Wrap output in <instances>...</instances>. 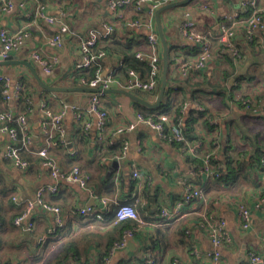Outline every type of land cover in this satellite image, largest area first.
Returning a JSON list of instances; mask_svg holds the SVG:
<instances>
[{
    "label": "crops",
    "instance_id": "1",
    "mask_svg": "<svg viewBox=\"0 0 264 264\" xmlns=\"http://www.w3.org/2000/svg\"><path fill=\"white\" fill-rule=\"evenodd\" d=\"M39 1L45 6L47 15L64 13L72 33L64 35L63 47L48 43L56 31L54 25L43 18L36 21L28 16L29 12L34 11L36 0H13L12 12H0V28L5 27L10 31L25 28L30 32L22 48L12 53V57L31 61L47 84L90 87L82 80L75 82L73 78L77 72L75 66L82 60L81 38L87 37L93 29L103 35L108 23L114 25V30L109 38L100 40L98 48L112 47L114 43L121 42L129 43L131 50L136 53L148 51L147 29L130 25V21L139 16L133 5L115 10L110 7L112 0ZM207 2L213 6V13L203 8ZM258 2L264 5V0ZM240 7L241 0H191L161 14L162 28L174 61L168 71L166 87L171 89L168 96L164 95L161 106L150 108L129 95L117 92L105 93L102 97V105L109 113L110 123L104 144L121 141L124 146L126 143L125 153L120 158L109 156V160H103L106 155L105 146L98 140L99 117L89 111L93 92L42 90L32 71L25 65L0 66V76L7 77L10 91L20 80L35 91L33 111L29 114L35 149L44 145L45 134L40 122L43 101L48 100L53 111H62L65 104H74L82 113V120L78 121L75 111L67 109L64 116L67 144H60L50 150V155L62 168L70 170L79 165L90 177L91 190L81 192V202L97 204L99 196L118 201L131 200L136 185L132 174L134 168L139 169L144 181V199L138 205L144 224L124 248L113 250L114 241L110 244L107 235L113 226L105 227V222L93 217L83 219L74 210L77 205L75 193L80 191V187L69 180L53 179L42 158L36 154L29 153L32 161L30 169H21L11 157L6 156L10 139L0 134V264H149L151 258L154 259L153 264H173L174 261L214 264L210 256L214 244L201 226L203 211L223 218L226 230L231 235V243L221 249V264H240L251 250L264 254V202L261 201L264 194V165L262 159L256 156L258 142L264 136V30L250 42L243 27L238 25L235 41L244 58L238 60L229 52L225 56L216 54L201 70L198 79L182 76L175 66L179 59L192 61L198 56L195 43L184 39L180 33V24L184 19L192 18L200 31L214 35L218 30L220 15L239 10ZM155 23L159 34L157 19ZM217 47L218 42L215 41L213 49L217 51ZM114 48L108 49L102 60L104 73L108 74L124 60L117 45ZM36 50L51 59H57L53 74H47L33 61L31 54ZM126 76L124 70L119 71L120 82H124ZM159 88L152 92H140L149 102L156 103ZM40 90L41 97L38 99L36 94ZM248 95L257 100L256 108L252 110L247 109L242 102ZM38 101L39 110L36 109ZM144 107L154 110L147 111ZM13 108L24 110L19 101L5 102L0 98V109ZM139 112L149 115L168 112L176 115L177 123L183 128L190 126L192 129L197 156L188 159L178 145L161 139L157 131L145 123L137 122ZM132 123L135 126L129 128ZM257 132H262V135L256 139ZM242 137H247V142L243 141L247 143V152L237 158L242 168H237L235 175L230 173L228 179L220 180L215 176L193 175L190 172L197 164L190 159L196 158L198 162L212 151L224 160L226 151L236 154L235 150L243 148L240 147ZM221 163L224 165L223 161ZM183 178L201 186L206 197L185 203L176 217L171 215L163 220L162 208L173 211L175 203L184 197L185 187L180 182ZM54 183L61 185L60 192L47 193L45 199L61 207L65 225L59 234L42 244L38 240L39 236L47 234L53 225L54 215L51 211L41 207L34 209L29 217L35 222L32 230L16 226L14 220L23 211V202L35 198L39 187ZM14 195L19 197V202L13 200ZM242 203L251 212L247 228H244L239 215ZM116 207L115 203L111 211ZM159 221L164 222L158 225ZM187 229H190V234H187ZM26 231H30V235ZM121 232L118 238L122 236Z\"/></svg>",
    "mask_w": 264,
    "mask_h": 264
},
{
    "label": "built area",
    "instance_id": "2",
    "mask_svg": "<svg viewBox=\"0 0 264 264\" xmlns=\"http://www.w3.org/2000/svg\"><path fill=\"white\" fill-rule=\"evenodd\" d=\"M36 6L28 13L29 17L34 19L43 18L48 23L56 27V31L48 40V43L55 47H63L64 35L72 33L71 28L65 21L64 13L59 15H47L45 6L36 0ZM178 0H112L110 7L112 9H119L133 5L135 10L144 16V18H136L130 21L133 27H144L148 31V51L138 52L136 57L147 63L148 73L143 75L135 68H128L126 70L127 76L124 82H120L117 77L119 71L123 66V62L115 68H112L108 74L104 73L102 67V60L107 55V51L98 48L101 39L109 38L114 30V25L106 24V32L101 35L97 30L93 29L88 33L87 37L81 38L80 48L82 51V60L75 66L76 71L83 69L95 68V77L90 81L84 78V84L93 87L101 88L102 91L93 92L89 105V111L98 115L99 120L97 128L99 131L98 140L101 145L107 141L106 133L109 128V113L102 105V97L105 95L104 90L113 87L126 89L128 91H155L160 86L161 74L163 69V50L160 37L156 30V12L157 10L169 3ZM203 8L211 13L214 8L210 3L203 4ZM243 12H246L244 17H240L238 10H231L230 12L220 15L218 22V33L213 35L211 32H202L197 28L195 20L188 17L180 24V33L182 37L188 41L195 43L198 51V56L195 60L184 61L179 59L175 63L176 68L182 76L189 78H199L201 70L210 63L216 54L223 55L231 53L234 58L241 59L240 50L235 41L236 27L241 25L244 29L246 38L253 40L259 31L264 29V5L259 4L258 0H241V7ZM14 10L13 0H0V12H12ZM30 36V32L21 28L17 31H10L3 27L0 28V55L7 59L12 53L22 48L26 39ZM218 42L217 51L213 49L214 42ZM31 58L39 64L47 74H53L57 59H51L45 56L40 50H36L31 54ZM0 82L3 84L2 98L5 102L19 101L25 89V82L20 80L10 91L9 80L5 76H0ZM248 100H244V103ZM74 104H65L62 111H53L49 107L48 100L43 101L41 105L42 116L40 122L44 129V145L35 150V137L32 131L29 114L33 111L32 108L26 111H19L13 109H0V134L7 135L10 139V144L6 152L7 157H11L16 165L23 170L30 169L32 163L28 159L23 158L22 152L27 151L32 154L42 157V163L48 168V171L53 179L69 180L76 183L80 187V191L75 193L77 198L76 212L82 217H93L97 220H103L105 215L111 211V207L117 204L115 208V222L126 219L135 220L138 224L135 227L128 228L123 232L122 238L115 243L114 249L124 248L130 238L135 235V232L140 228L144 221L137 210L139 203L144 199V181L141 177L140 171L134 168L132 171L133 177L136 179V185L131 200L118 201L106 196H99L98 203H83L80 200V194L83 191L91 190L89 185L90 177L85 173L81 166L76 165L70 170L62 168L57 160L50 155L51 148L57 147L60 144L66 145V126L64 123V116L67 109L75 111V118L78 121L82 120V113L77 110ZM176 115H170L168 112H160L156 115L145 116L142 113L137 114V122H142L157 131L161 139L174 144H180L179 148L184 156H197V145L194 141L187 138L183 131V127L175 120ZM135 123H132L129 128H133ZM88 124H86V128ZM123 130V129H122ZM114 142V141H113ZM112 142V143H113ZM127 147L125 143L123 151L116 157L120 158L124 155V148ZM217 158L212 151L207 152L201 159V162L196 164L190 172L193 175H220L216 173V165L213 160ZM110 157H103L104 161L109 160ZM264 165V156L262 157ZM219 168V166H218ZM180 182L185 187V194L182 200L175 203L174 210L170 211L167 207H163L161 217L163 220L168 219L171 215L177 216L184 208L185 203H193L199 199L203 200L206 197L205 190L188 179L183 178ZM61 190V185L54 183L47 186H41L37 189L36 196L33 199H27L24 203L23 211L15 218L14 224L23 229L32 230L35 227V222L29 217L34 209L41 207L45 210L51 211L54 215L52 227H50L47 234L39 236L40 243H45L47 239L55 237L63 229L65 220L60 206L51 204L46 201L47 193L58 194ZM13 200L19 202L17 195L13 196ZM264 202V194L261 198ZM201 226L205 229L211 242L214 244V250L211 252L214 264H221L222 253L221 249L231 243L232 238L230 233L226 230V222L223 218L202 212ZM239 215L243 220L244 228L249 226L251 212L245 203L239 206ZM29 219L26 224L25 221ZM164 221H159L157 224L162 225ZM1 225V219H0ZM187 234H190V229H187ZM197 249H195L196 251ZM108 259V258H107ZM106 259V261H108ZM149 264L154 263L151 258ZM173 264H183L181 261H174ZM240 264H264V254L257 251H249L246 258Z\"/></svg>",
    "mask_w": 264,
    "mask_h": 264
},
{
    "label": "trees",
    "instance_id": "3",
    "mask_svg": "<svg viewBox=\"0 0 264 264\" xmlns=\"http://www.w3.org/2000/svg\"><path fill=\"white\" fill-rule=\"evenodd\" d=\"M238 12H239L240 17H244L246 15V12H243V10L241 8L238 10ZM137 18H144V16L142 14H139V16ZM263 30H261V31H263ZM216 33H218V30ZM214 35H216V34H214ZM255 39H256V37L253 40H249V39H247V40L250 42H253ZM114 45H117L119 51L121 53H123L122 55L124 57V60H123V66L121 68L122 71L124 70L126 72V70L128 68H135V69L139 70L143 75H146L148 73L149 68H148L147 63L139 60L136 57V54L138 52L136 53L135 51H132L129 43L124 44L121 42H116L113 44L112 47L107 46V47H104L102 49H104L106 51L108 49L114 50L115 49ZM239 50H240V48H239ZM226 54L227 53H225L223 55L225 56ZM240 54H241L242 58L241 59L238 58V60H242L244 58L241 50H240ZM173 62L174 61H173V58L171 56L170 49H169V71H170V67H171ZM162 63H163V61H162ZM102 67H103V62H102ZM94 77H95V68H89V69H83L81 71H77L73 78H74L75 82L79 83L84 78H86L87 81H90ZM117 77H118V74H117ZM185 79H188V78H185ZM170 89H171L170 87L166 89V91H165L166 96H168ZM2 90H3V84L0 82V98L1 99H2ZM34 93H35V91L30 89L29 84H25V89L22 93L21 99L19 100V104H22L24 106V110H22V111H26L29 108L33 109ZM263 94H264V92H263ZM248 96L249 97L243 98L242 102L244 103V100L245 101L248 100V102L244 103V105L246 106L247 109L252 110V109L256 108L257 100L254 97H252V95H248ZM257 96L260 97V94H257ZM144 108L147 109V111H153L154 110V109H150V108H146V107H144ZM202 112H200V114L203 115V113L205 111L203 113ZM142 114H144L145 116H150L146 112H143ZM175 121L177 122V119ZM183 131H184V133L188 139L192 140L194 138V135L192 134V129H190V126H188V128H183ZM261 135H262V132H257L256 139ZM245 138H247V137H242V139H243L242 144H240V147H243V148L235 150L236 154L234 152L229 153V151H226L224 160H221L218 157L213 160V163L217 166L216 167V169H217L216 173L220 174L219 176L216 175L218 177V179H220V180L228 179V176L230 175V173H233V175H235V173L238 172L237 168H240V169L242 168V164H240L241 163L240 161H237V158L240 157L241 154H243V153L246 154V152H247L245 150L247 147V145H246L247 139H245ZM262 139H263L262 141L258 142L259 147H258L257 153H256V156L258 157L259 160L262 159L261 156L264 155V136H262ZM243 141H246V142H243ZM174 144L180 146V144H177L176 142ZM102 146H105L104 155H106L108 157L109 156L115 157V156L121 154L123 151V146H122L121 141L120 142L114 141L113 143H110V144L108 143L107 145L103 144ZM21 154H22L23 158L31 161L30 154H32V153L29 154V152L23 151ZM191 157H193V156L189 155L188 159ZM40 158H42V157H40ZM190 160H191V162L193 160L197 164L201 162V160H198V159H197L198 160V162H197L196 158L190 159ZM222 161H223L224 165L221 163ZM31 163H32V161H31ZM218 166H219V168H218ZM232 178H233V176H232ZM145 193H146V191H145ZM139 208L140 207L137 208L138 211L141 209V208L140 209ZM82 218L87 219L86 217H82ZM99 221H101V220H99ZM102 222L106 223V224H103V225H105V227L110 226V225L113 226L112 230L107 233V235L110 238V244H112V242L114 241L113 246L115 245L116 242H118L122 238V236H120V238L117 237V235L119 234V232L121 230H122L121 235H123L124 229L135 227L138 224L135 220H132V219H126V220L115 222V211H109L105 215V218L102 220Z\"/></svg>",
    "mask_w": 264,
    "mask_h": 264
},
{
    "label": "water",
    "instance_id": "4",
    "mask_svg": "<svg viewBox=\"0 0 264 264\" xmlns=\"http://www.w3.org/2000/svg\"><path fill=\"white\" fill-rule=\"evenodd\" d=\"M191 0H178L169 4H166L162 7H160L157 12H156V19H157V24H158V29H159V34L158 36L160 37L162 44H163V69H162V79L160 82V92H159V98L158 101L156 103H151L147 100V98L141 94L140 91H128L126 89H122V88H110V89H106L104 90L105 93H113V92H117V93H123L125 95H129L130 97H132L133 99H135L136 101H139L143 104H145L146 106L150 107V108H159L162 104L164 95H165V91H166V87H167V83H168V71H169V45H168V41L165 37L163 28H162V20H161V14L168 9L177 7V6H181L184 5L188 2H190ZM23 64L25 65L27 68H29L33 75L35 76V78L37 79V81L39 82L42 90H46V91H63V92H72V91H88V92H98V91H102L101 88H93V87H85V86H80V87H66V86H59V85H53V84H47L39 75V73L37 72L35 66L33 65V63L29 60H17L16 58L12 57V55L7 58L4 59L1 55H0V66L2 65H10V64ZM41 90L37 92L36 97L39 99L41 97ZM36 109L39 110L40 109V104L39 101L36 104ZM91 203V202H90ZM30 231H26L27 235H30Z\"/></svg>",
    "mask_w": 264,
    "mask_h": 264
}]
</instances>
